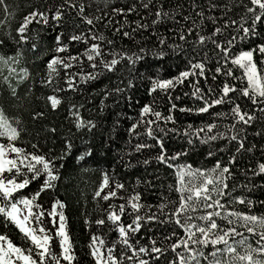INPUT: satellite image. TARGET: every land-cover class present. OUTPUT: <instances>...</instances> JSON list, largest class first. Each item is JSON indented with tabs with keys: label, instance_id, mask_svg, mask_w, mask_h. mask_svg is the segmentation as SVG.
I'll return each mask as SVG.
<instances>
[{
	"label": "trees",
	"instance_id": "trees-1",
	"mask_svg": "<svg viewBox=\"0 0 264 264\" xmlns=\"http://www.w3.org/2000/svg\"><path fill=\"white\" fill-rule=\"evenodd\" d=\"M71 2L83 3V15L92 18L94 23H84L77 10L67 6L63 18L59 22L53 21L52 15L64 0H4L3 4H0V41H3L0 43V56L15 58L8 60L7 64L0 61V112L19 132V138L11 143L24 153L42 155L54 160L58 169L59 179L54 182L55 187L41 192L33 203V211L43 212L44 215L39 223L33 221L32 226L44 227L54 237L50 245L52 252L56 255L61 253L60 240L55 237L54 226V220L58 217L49 215L53 212V205L59 200L65 205L62 211L76 257L75 264H95L89 248L93 236L105 241L104 249L112 247L114 255L131 256L132 252L120 243L119 225L131 224L136 215H159L157 206L170 201L165 215H159V220L164 221L178 206L180 193L175 189L180 185L177 172L186 166H191L193 171L200 169L209 174H212L217 161L222 166H228L231 177L226 180L228 188L225 191L229 194L217 197L213 193V199H220L225 205L221 210L222 214L234 211L264 217V175L253 174L258 171V165L264 163V112L260 111L264 105H253L250 99L241 95L239 89L247 87V79L244 70L231 63V59L242 51L264 45V24L257 26L259 35L239 39L243 35L238 31L241 18L248 19L252 15L246 12V7H252L249 0ZM144 3H149V7L144 8ZM212 4L217 7H211ZM133 6L135 10L129 12L128 9ZM114 9H123L124 14L116 13ZM36 10L45 12L49 16V22L44 24L34 21L29 24L25 34L28 37L27 43L18 44L17 29L25 17ZM157 10L168 12L169 16L153 24V20L158 19L155 16ZM199 12H203V17L197 15ZM97 17L99 19H96ZM184 17L189 19L185 20ZM208 17H215L216 23ZM232 20L237 21V24L232 25ZM226 23L229 26L225 28ZM138 24L147 27L141 28ZM216 27L222 28L223 31L213 39L229 49L228 56L211 40H206L204 44L198 41V35L210 36ZM189 28L193 29L191 34L188 32ZM124 32H128L129 36L125 37ZM59 34H63L62 43L67 45L65 52L56 51L55 37ZM76 34H83L86 42L71 41L70 36ZM181 34L186 39L181 40ZM93 35H102L104 39L93 40ZM233 37L237 39L232 45H228L227 41ZM161 40L164 41L163 44ZM108 41L112 43L109 44ZM33 44L36 45L35 50ZM92 44L100 45L102 56L90 62L85 53ZM177 45L180 48L174 50ZM141 49L144 51L141 52ZM161 52L164 53L163 56L159 55ZM134 55H139L142 59L132 64L124 58ZM70 56L79 57V60H68L72 65L68 69L56 65V71L51 74V83H45L49 79L48 63L54 57L67 60ZM113 58L119 60L113 71L99 66L101 60L110 61ZM190 62L204 63L205 75H198L199 70L191 68ZM253 62L260 75L264 76V53L255 51ZM92 63H96L98 67L92 68ZM217 67H222L219 74L216 73ZM23 69H27L28 73L25 79H21L24 75ZM229 69L232 71L231 76L224 74ZM184 71L197 74L190 75L183 83H176L168 89L151 91L153 80H174ZM89 73L96 74L97 78L85 82L83 77ZM214 75L215 80L212 79ZM129 80L133 82L132 88L127 87ZM70 81L74 87L69 86ZM197 82L206 99L216 98L224 83L234 86L238 91L230 93V98L224 104L211 108L207 113H197L195 109L203 106V101L192 95L193 85ZM118 87L125 91L116 92ZM209 88L212 89L211 93ZM49 96L60 99L61 103L56 109L51 108L47 99ZM173 104L176 106L174 109ZM234 104H239L242 111L254 114L257 119L250 126L237 123L231 111ZM73 105L76 107L73 108ZM145 105H151L162 117L171 115L174 122L156 120L152 114L142 116ZM182 108L193 111H180ZM77 109L80 118L85 122L91 121L95 127L78 129L76 117L73 115ZM37 113L43 115L34 118ZM149 120L156 123L149 125ZM211 123H215L217 128L211 133H199L197 138V130ZM134 124L137 125L135 129ZM149 128L153 132L152 137L148 135ZM240 129H243L240 136L244 139L245 149L237 153L238 144L231 141L230 137L236 135ZM258 132L260 135H257ZM209 135H217L218 138L203 143L202 140ZM157 139L163 142L168 156L183 154L169 160L168 164L160 163L156 159L161 151ZM9 143L6 136H0V144ZM68 143L72 145L71 151L64 159H60ZM137 145L149 147L138 151ZM249 148L251 151L247 150ZM210 151L214 153L211 156L208 155ZM82 155L83 160L80 159ZM233 156L236 157L235 163L229 164ZM8 158L23 157L9 152ZM145 160L149 163L145 164ZM105 174L109 177V187L104 188L100 196H96ZM31 175L26 167L20 166V174H15L13 170L5 172L0 178L12 177L19 181L26 177L31 179ZM185 179L187 181L190 178ZM44 180L43 175L39 179L31 180L27 187L14 194V200L31 199L40 190ZM202 180L203 177H196L193 182L199 184ZM116 184H122L123 188H115ZM110 191H115L116 196L104 200L102 197ZM136 194L141 197L139 203L144 205L139 213L133 212L129 204V200ZM238 198H243L246 203H238ZM247 201H251V204ZM6 203L8 202L0 200V206ZM120 205L125 206V211L121 214L120 221L114 224L107 217L111 211L119 212ZM195 207L197 210L189 215L199 217L205 214L206 210L202 204H195ZM214 210L216 209L207 211ZM99 219H104L105 223L98 225L96 221ZM183 219L184 217H181L182 221ZM229 219L236 221L231 227H236L242 234L229 240L236 252L228 253L223 244L215 247L208 245L201 249L203 256L198 258L199 264H210L214 260L220 264H248L247 260L242 261L238 257L247 256L249 253L253 261L258 260L264 264V253L252 252V249L261 246L257 243L259 235L249 233L236 217ZM216 220L223 228L230 227L225 220ZM193 222L204 223L198 219ZM141 225L140 231L129 237L135 248L151 247L150 242L154 239L157 241V247L167 249L159 260H153L152 256L143 254L141 258L149 260V264H169L176 258V253L170 250V245L185 238V232L175 224L174 219L166 223L141 221ZM250 226L255 228L256 233L264 231L259 225ZM0 235L5 236L7 241L22 249L24 253L31 251L33 258H36L37 250L34 245L3 215H0ZM166 236L171 239L165 240ZM241 239H245L246 243H235ZM216 248L221 251L213 257L211 253L216 251ZM177 252L185 257L188 255L183 248L177 249ZM48 264L53 262L49 261ZM61 264L66 262L61 261ZM121 264L137 262L124 258Z\"/></svg>",
	"mask_w": 264,
	"mask_h": 264
},
{
	"label": "snow or ice",
	"instance_id": "snow-or-ice-1",
	"mask_svg": "<svg viewBox=\"0 0 264 264\" xmlns=\"http://www.w3.org/2000/svg\"><path fill=\"white\" fill-rule=\"evenodd\" d=\"M3 2L4 0H0V4H3ZM149 2H151V0H149ZM249 3L252 5V7H246V12L251 13L252 15L248 19L242 17V22L239 24L238 28V31L243 33V35L239 37V39L242 40L248 39L250 36L259 35L257 26L264 24V0H249ZM65 6L77 10V14L81 17L84 23L88 25H92L94 23V20L92 18L83 15L85 12L84 4H74L71 2V0H64V3L56 9L55 13L51 17L53 21L59 22L63 18ZM143 7L148 8L149 3H144ZM211 7L215 8L217 7V5L212 4ZM134 10V6L128 9L129 12ZM113 11L116 13L124 14L123 9H114ZM197 15L203 17V12H199L197 13ZM155 16L158 19L153 20V24L159 23L160 19L168 17L169 13L162 10H157L155 12ZM96 19H99V17H97ZM184 19L187 20L189 19V17H184ZM208 19L212 20L213 23H216L215 17H208ZM34 21L47 24L49 22V16L45 12L36 10L31 12L29 16L25 17L23 23L17 29V32L19 34V40L17 41L18 44L27 43L28 37L25 34L28 31L29 24L33 23ZM230 23L232 25H235L237 24V21L232 20ZM245 24H247V26H245ZM228 26L229 25L226 23L224 27L226 28ZM138 27L145 28L147 27V25L138 24ZM117 31L119 32L120 29H117ZM192 31L193 29H188L189 34H191ZM222 31V28L216 27L210 36L198 35V41L200 44H204L206 40H211L214 44H216L217 48H219L224 53L225 56H228L229 49L217 43L213 39V37H215L216 35L221 34ZM62 35L63 34H59L55 37L57 43V52L67 51V45H64L62 43ZM124 36L128 37L129 33L124 32ZM91 39L102 41L104 37L102 35H93ZM180 39L184 40L186 39V37L181 34ZM236 39L237 37H233L231 40L227 41L228 45H232ZM70 40L86 42L83 34L72 35L70 36ZM0 43H3V41H0ZM108 43L111 44L112 41H108ZM161 43L163 44L164 41L161 40ZM32 47L33 50H35L36 45L33 44ZM178 48H180L179 45L175 46L174 50ZM143 51L144 50L141 49V52ZM255 51L264 53V45H259L257 49L242 51L238 56L231 59V63L242 68L244 70V76L247 79V87L239 89L241 95L250 99L253 105H264V76L260 75V73L257 71L256 64L253 62V53ZM85 55L88 61H96L98 57L102 56L100 45L92 44L90 48L86 50ZM159 55L163 56L164 53L161 52L159 53ZM124 58L132 64H135L136 61L142 59V57L139 55L125 56ZM14 59V57L5 58L3 56H0V61L4 62L5 64H7L8 60ZM68 60H79V57L70 56L67 60L61 59L59 57H54L47 65L50 71L49 79L45 81V83H51V74L56 71V65H61L65 69L72 67ZM118 63L119 60L113 58L110 61L101 60L99 66L107 71H113ZM190 66L193 69L199 70L198 75H205L204 63L190 62ZM91 67L95 69L98 67V65L96 63H92ZM12 71L14 72L15 69H12ZM22 71L24 75L21 77V79L27 78V69H23ZM221 72L222 67H217L216 73L219 74ZM196 74L197 73L184 71L181 72L179 76L174 80H153L151 91L155 92L157 89H168L170 86H174L176 83H183V81L190 75ZM224 74L231 76V69H229ZM96 78L97 75L93 73H89L85 77H83L85 82H87L88 80H95ZM212 79L215 80L216 76L214 75ZM197 85L198 82L197 84L193 85L194 91L192 95L196 99L203 101V106L195 109L197 113H207L211 108L217 105L224 104L226 100L230 98V93L238 91V89L234 86H231L228 83H224L223 87L220 89V94L216 98L206 99L203 90ZM69 86L74 87V84L70 81ZM133 86L134 85L132 80H129L127 87L132 88ZM123 91H125V89L123 88L118 87L116 89V92L118 93H122ZM208 91L209 93H211L212 89L209 88ZM13 94L15 95V90H13ZM47 99L50 102L52 109H56L57 106L61 103L60 99L56 96H49ZM75 107L76 106L73 105V108ZM175 107L176 106L173 104L172 108L174 109ZM180 111H193V109L182 108L180 109ZM231 111L233 116L236 117V122L245 126H250L252 122L257 119L254 114L242 111L239 104H234ZM260 111L264 112V107H261ZM148 114L154 115L156 117V120L164 119L165 121L174 122L171 115H169L168 117H162V114L160 112H155L151 105H145L142 109L141 115L145 116ZM41 115L43 114L37 113L36 117L34 118H37ZM73 115L76 117V127L78 129L84 127L91 129L95 127L94 123H92L91 121L85 122L82 118H80L78 109L73 112ZM154 123H156V121H147V124L149 125ZM136 127L137 125L134 124L133 129H135ZM189 128H191V125L189 126ZM216 128L217 125L215 123H211L206 125L205 127L198 129L196 132L197 138H199V133H211ZM233 128H235V125H233ZM52 131H55V129H52ZM161 131H164V129H161ZM242 131L243 129H240V131H238L236 135H232L230 137L231 141H236L238 144V147L236 148L237 153L245 149L244 139L240 136V132ZM148 135L150 137L153 136L151 128H149L148 130ZM257 135H260V133L258 132ZM0 136H6L10 141L8 145L0 144V177H2L5 172H13V170H15V174H20V166L26 167L27 171L32 174L31 179L26 177L19 181L12 177H9L7 179L0 178V200L8 202L3 206H0V215H3L7 220L14 223L25 235V237L30 240V242L37 250L36 258H33L31 251H29L28 254H24V251L22 249L15 247L10 241H7V238L5 236L0 235V264H12L10 260V254H14L17 259L22 260L24 264H48L49 261H52L53 264H61V261L66 262V264H75L76 257L74 255L73 246L69 237V233L67 231L66 218L62 211L65 205L61 201L57 200L53 205V212L49 213V215L53 217H58V219L54 220V226L56 228L55 237H58L60 240V255H56L51 250L50 245L54 237L50 234V232L44 227L36 228L32 226L33 221L39 223L41 217L44 215L43 212L33 211V203L35 199L39 197L41 192L47 189L54 188V182L59 179V176L57 175L58 169L56 168L55 161L52 159H48L42 155L24 153L22 149L16 147L15 144L11 143V141H15L19 138V132L16 127H13L12 124L6 120L2 112H0ZM217 138V135H209L206 137V139H203L202 142L209 143L211 141L217 140ZM189 143H191V141H189ZM157 144L159 145L161 151L156 159L160 163L168 164L169 160L176 159L179 155L183 154L177 153L174 156H168L164 149L163 142L157 139ZM144 147H149V145H137V150L139 151ZM65 148L66 151L59 157L60 159H64L65 156L71 151V143L66 144ZM247 150L251 151L250 148ZM9 152L15 153L17 157L22 156L23 158H8ZM213 154L214 153L211 151L208 153L209 156ZM85 155H90V153H85ZM80 159L83 160L84 155H82ZM235 160L236 157L233 156L228 163L233 164L235 163ZM25 161H27V163H25ZM144 163L147 164L149 163V161L145 160ZM168 166L171 167L170 164ZM253 174L264 175V163H260L258 165V171H254ZM42 175L45 176L44 183L41 186L40 190L31 199L22 198L19 202H16L14 200L15 193L27 187L31 183V180L39 179ZM177 176L180 186L175 190L180 193V197L178 206L175 207V210L172 211L164 221H160L159 215H165V209L168 208L169 203L171 202L169 201L166 203H161L157 206L159 209V215H157L156 213H152L151 215L147 216L136 215L131 224L127 226L119 225L120 243L125 245L127 249L132 252L131 256L118 257L114 255V249L112 247L104 249L103 246L105 244V241L97 236H93L89 248L90 254L95 260V264H121L122 259L124 258L128 260H135L137 264H149V260L141 258V254H143L144 256H152L153 260H159L161 256L164 255V253L167 251V249H165L164 247H157L156 240H151V247L141 246L139 248H135L130 243L129 237L131 234L140 231L142 227L141 221H159L160 223H166L174 219L175 224L184 229L185 238H181L178 242H173L170 245V250L173 253H176V258L170 261L169 264H192L193 261L195 262V264H199L198 258L200 256H203V252L201 249L203 247H207L208 245H212L213 247H215L219 244H223L226 246L225 251H227L228 253H235L236 248L229 243V240L234 238L235 236H239L242 234L237 231L236 227H231V225L236 223V221L229 219V217H236L239 221L242 222L241 226L246 227L249 233H252L253 235H259L260 239L259 241H257V243L261 244V246L256 249H252V252L264 253V243H261L264 242V231L256 233L255 228L250 226L259 225L261 228H264V217H257L255 215H247L234 211L222 214L221 210L225 208V205L221 203L220 199H213V193L217 197H223L229 194L225 191L228 188L226 180L231 177V170L228 166H222L221 163L217 161L215 167L212 169V174L206 173L200 169L193 171L191 169V166H186L185 168H181L178 170ZM186 177H189L190 179L186 181ZM196 177H203L202 182L199 184L194 183L193 181ZM107 187H109V177L107 176V174H105L103 183L100 187V190L96 192V196H100L104 188ZM115 188L121 189L123 188V185L116 184ZM184 193H187V195H185ZM114 196H116V192L110 191L102 198L104 200H108ZM140 199V195L136 194L129 200V204L133 212L139 213L141 208L144 207V205L139 203ZM164 199L166 200L167 198ZM237 202L241 204L246 203L243 198H238ZM247 203L250 205L251 201H247ZM195 204H202V207L206 210L204 215L199 217H193L192 215H189L190 212H195L197 210ZM20 205H23V209L20 207ZM37 207L39 206L37 205ZM208 209L216 210L207 211ZM124 211L125 206L120 205L119 212L111 211L107 218L114 224L118 223L121 219V214ZM181 217H184L183 221L181 220ZM216 218L225 220L228 225H230V227L223 228L220 224L217 223ZM196 219L203 221L204 223L196 224L193 222ZM96 223L98 225H103L105 221L104 219H99L96 221ZM174 235L175 233H173V236ZM164 239L170 240L171 237L166 236ZM4 242L7 243L6 250L4 247ZM235 243L243 245L246 243V240L241 239L240 241H235ZM179 248H183L185 252L188 253L187 257L177 252V249ZM220 251L221 249L216 248V251L212 252L211 255L215 257ZM238 259L242 261L247 260L248 264H261V261H253L251 253H249L247 256H239ZM210 264H220V262L214 260L210 262Z\"/></svg>",
	"mask_w": 264,
	"mask_h": 264
},
{
	"label": "rangeland",
	"instance_id": "rangeland-1",
	"mask_svg": "<svg viewBox=\"0 0 264 264\" xmlns=\"http://www.w3.org/2000/svg\"><path fill=\"white\" fill-rule=\"evenodd\" d=\"M21 199L17 200L16 202H19ZM20 207L23 209V205H20ZM25 211H26V209H25ZM4 247H5V250H6L7 249V243L6 242H4ZM24 254H26V253H24ZM10 260H11L12 264H24V262L22 260H18L17 257L14 254H10Z\"/></svg>",
	"mask_w": 264,
	"mask_h": 264
}]
</instances>
